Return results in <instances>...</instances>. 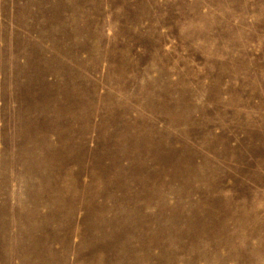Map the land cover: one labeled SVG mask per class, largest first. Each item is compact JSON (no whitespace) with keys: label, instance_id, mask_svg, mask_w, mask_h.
<instances>
[{"label":"rangeland","instance_id":"rangeland-1","mask_svg":"<svg viewBox=\"0 0 264 264\" xmlns=\"http://www.w3.org/2000/svg\"><path fill=\"white\" fill-rule=\"evenodd\" d=\"M0 264H264V0H0Z\"/></svg>","mask_w":264,"mask_h":264}]
</instances>
